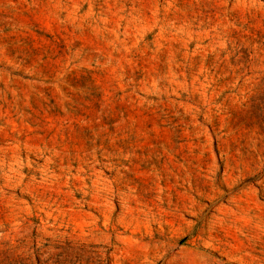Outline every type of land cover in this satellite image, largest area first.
<instances>
[{
  "label": "rangeland",
  "instance_id": "1",
  "mask_svg": "<svg viewBox=\"0 0 264 264\" xmlns=\"http://www.w3.org/2000/svg\"><path fill=\"white\" fill-rule=\"evenodd\" d=\"M0 264H264V0H0Z\"/></svg>",
  "mask_w": 264,
  "mask_h": 264
}]
</instances>
